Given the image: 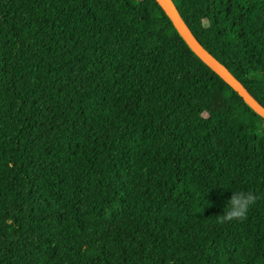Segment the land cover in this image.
Returning a JSON list of instances; mask_svg holds the SVG:
<instances>
[{"label":"trees","instance_id":"16d2710c","mask_svg":"<svg viewBox=\"0 0 264 264\" xmlns=\"http://www.w3.org/2000/svg\"><path fill=\"white\" fill-rule=\"evenodd\" d=\"M173 1L264 106V0ZM0 264H264V117L157 0H0Z\"/></svg>","mask_w":264,"mask_h":264},{"label":"water","instance_id":"95a60500","mask_svg":"<svg viewBox=\"0 0 264 264\" xmlns=\"http://www.w3.org/2000/svg\"><path fill=\"white\" fill-rule=\"evenodd\" d=\"M165 13L171 19L174 27L185 40L191 50L217 72L259 115L264 117V106L260 104L244 86V84L222 63L208 51L179 15L173 0H157Z\"/></svg>","mask_w":264,"mask_h":264},{"label":"clouds","instance_id":"9594fccd","mask_svg":"<svg viewBox=\"0 0 264 264\" xmlns=\"http://www.w3.org/2000/svg\"><path fill=\"white\" fill-rule=\"evenodd\" d=\"M258 197L252 191H233L227 201V210L217 215V222L221 225L233 221H243L247 218L249 209L257 202ZM225 209V208H224Z\"/></svg>","mask_w":264,"mask_h":264}]
</instances>
